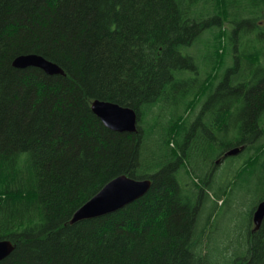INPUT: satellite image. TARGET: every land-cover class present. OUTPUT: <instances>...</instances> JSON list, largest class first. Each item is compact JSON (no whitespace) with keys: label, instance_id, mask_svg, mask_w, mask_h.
<instances>
[{"label":"trees","instance_id":"16d2710c","mask_svg":"<svg viewBox=\"0 0 264 264\" xmlns=\"http://www.w3.org/2000/svg\"><path fill=\"white\" fill-rule=\"evenodd\" d=\"M208 33L203 70L189 49ZM30 53L65 74L13 65ZM95 99L134 108L138 130L108 128ZM232 147L245 158L220 182ZM122 174L150 190L71 223ZM258 174L241 250L212 244L225 196ZM261 201L264 0H0V264H264Z\"/></svg>","mask_w":264,"mask_h":264},{"label":"water","instance_id":"95a60500","mask_svg":"<svg viewBox=\"0 0 264 264\" xmlns=\"http://www.w3.org/2000/svg\"><path fill=\"white\" fill-rule=\"evenodd\" d=\"M13 65L17 68L38 67L50 75L65 74L60 65L35 53L17 56L13 61ZM91 108L111 130L128 133H135L138 130V114L130 106L95 99L92 101ZM241 149V147H236L225 154L224 157L236 155L235 153H239ZM151 185V179H135L126 174L119 175L110 180L97 194L78 208L72 216L71 223L114 212L143 197L150 190ZM263 219L264 201H261L253 215L255 230L260 228ZM14 248V244L10 240H0V261L8 257Z\"/></svg>","mask_w":264,"mask_h":264},{"label":"rangeland","instance_id":"374dc122","mask_svg":"<svg viewBox=\"0 0 264 264\" xmlns=\"http://www.w3.org/2000/svg\"><path fill=\"white\" fill-rule=\"evenodd\" d=\"M199 5L205 6L204 4L200 3ZM196 9L197 8H195V10ZM231 27H234L233 23L225 25V28ZM218 28L220 27L215 26L214 29L212 28L211 30H216ZM208 37H210L209 33L208 36L204 37L203 41L198 42L197 45H193L189 49V52L195 55L194 58L201 65V69L203 70L206 68L205 64L203 63V60L205 55L207 54V47H209L211 41V38ZM248 38L250 39V41L255 40V36H248ZM230 42L233 43L232 40H230ZM246 42L248 43V41ZM244 44L246 43L244 42ZM227 141L228 140L224 138V142ZM235 154L236 155L227 156L225 159H222L218 164L221 168L219 177H221L222 179H219L220 182H225V180H228L233 177L235 172L232 171L236 168V165L232 164L234 161H238L239 163H241L245 158V156L234 157L237 156V154L239 153ZM259 176L260 174H258L257 176H250L251 181L249 184V192L241 190L240 186L244 188V185L246 183L243 180H239L238 185L234 187V190L231 192L230 196H225L226 200L228 198H230L231 200L237 199L238 203L232 205L231 203H226L225 206H221L222 208L217 211L216 218L213 219V222L208 227V235L211 236L212 244L221 243L222 241H225L227 239H232L234 244H236V250H241V244H239V241H242L243 235H240L239 232L241 229L245 230L247 215L250 212V209L253 206L255 199L257 198L256 185L259 181ZM229 205L231 208L228 212H226V210H228L227 208Z\"/></svg>","mask_w":264,"mask_h":264},{"label":"flooded vegetation","instance_id":"af4514ba","mask_svg":"<svg viewBox=\"0 0 264 264\" xmlns=\"http://www.w3.org/2000/svg\"><path fill=\"white\" fill-rule=\"evenodd\" d=\"M201 128L203 129L204 132H210L212 133L214 130L212 129V127H208L205 125V123H202L201 125ZM234 147L228 149V150H224L223 154H227L230 150H232ZM242 148V147H241ZM222 151V149H221Z\"/></svg>","mask_w":264,"mask_h":264},{"label":"bare ground","instance_id":"6f19581e","mask_svg":"<svg viewBox=\"0 0 264 264\" xmlns=\"http://www.w3.org/2000/svg\"><path fill=\"white\" fill-rule=\"evenodd\" d=\"M208 2V1H207ZM219 4V3H218ZM225 6V5H224ZM225 14V13H224ZM24 197V196H23Z\"/></svg>","mask_w":264,"mask_h":264}]
</instances>
